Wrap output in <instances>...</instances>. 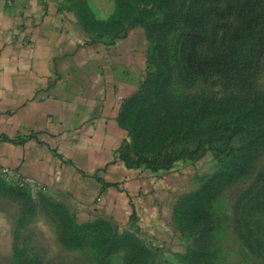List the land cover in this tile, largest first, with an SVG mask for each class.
Wrapping results in <instances>:
<instances>
[{
	"label": "rangeland",
	"instance_id": "1",
	"mask_svg": "<svg viewBox=\"0 0 264 264\" xmlns=\"http://www.w3.org/2000/svg\"><path fill=\"white\" fill-rule=\"evenodd\" d=\"M54 1L88 39L140 42L119 151L163 179L167 230L83 220L62 193L0 177L18 209L0 264H264V0Z\"/></svg>",
	"mask_w": 264,
	"mask_h": 264
},
{
	"label": "crops",
	"instance_id": "2",
	"mask_svg": "<svg viewBox=\"0 0 264 264\" xmlns=\"http://www.w3.org/2000/svg\"><path fill=\"white\" fill-rule=\"evenodd\" d=\"M143 63L132 33L91 40L54 0H0V164L62 193L83 220L103 209L148 233L159 227L163 179L119 151L121 108ZM17 213L0 192V257L12 255Z\"/></svg>",
	"mask_w": 264,
	"mask_h": 264
},
{
	"label": "built area",
	"instance_id": "3",
	"mask_svg": "<svg viewBox=\"0 0 264 264\" xmlns=\"http://www.w3.org/2000/svg\"><path fill=\"white\" fill-rule=\"evenodd\" d=\"M0 177L8 182H11L15 185L22 186L25 183H28V179L22 176L18 171L11 169L7 166L0 164Z\"/></svg>",
	"mask_w": 264,
	"mask_h": 264
},
{
	"label": "trees",
	"instance_id": "4",
	"mask_svg": "<svg viewBox=\"0 0 264 264\" xmlns=\"http://www.w3.org/2000/svg\"><path fill=\"white\" fill-rule=\"evenodd\" d=\"M137 91H138V89H137ZM137 91H135L131 96H129L127 99H129V98H131L133 95H135L136 93H137ZM126 99V100H127ZM245 130H251L250 128H245ZM254 131H259V129L256 127V128H252V132H254Z\"/></svg>",
	"mask_w": 264,
	"mask_h": 264
}]
</instances>
